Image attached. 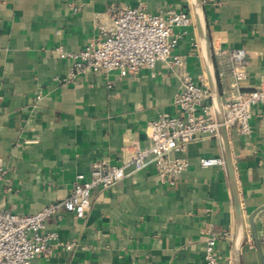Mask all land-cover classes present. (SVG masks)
I'll use <instances>...</instances> for the list:
<instances>
[{"label": "crops", "instance_id": "crops-1", "mask_svg": "<svg viewBox=\"0 0 264 264\" xmlns=\"http://www.w3.org/2000/svg\"><path fill=\"white\" fill-rule=\"evenodd\" d=\"M144 3L153 14L193 13L191 0H0V159L5 174L0 204L34 215L61 202L94 162L130 159L150 144L148 126L177 116L174 99L183 69L162 61L154 73L121 76L88 71L65 81L70 61L101 25ZM214 51H246L252 90L264 80V0H204ZM78 6L79 11H74ZM175 54L196 80L207 77L196 24L185 29ZM176 31H182L177 28ZM60 32V34H58ZM218 70L222 69L215 56ZM251 132L228 130L247 229L242 264H264V102L253 109ZM189 167L175 185L155 166L130 169L119 183L97 188L86 217L61 210L45 233H57L53 253L33 264H205L207 241L234 264L235 200L228 167H203L224 158L220 138L189 146ZM73 245L67 249V245Z\"/></svg>", "mask_w": 264, "mask_h": 264}, {"label": "built area", "instance_id": "built-area-1", "mask_svg": "<svg viewBox=\"0 0 264 264\" xmlns=\"http://www.w3.org/2000/svg\"><path fill=\"white\" fill-rule=\"evenodd\" d=\"M79 11L78 6L72 7ZM195 23L193 13L170 11L167 15L153 14L144 3L126 7L115 13L108 24L101 25L85 49L68 53L58 47L61 58L70 61L64 77L73 81L88 71L108 74L118 71L125 77L142 70H154L158 63L170 61L183 69L181 90L174 99L180 110L177 116L163 115L148 126L150 144L130 159L114 164L108 159L96 161L89 176L80 173L73 191L65 200L51 204L34 215H21L4 209L0 204V264H33L53 253L52 242L57 233H45L48 220L62 217L61 210L86 217L92 207L95 189H107L122 181L128 171H141L147 164L155 166L162 183L175 185L177 178L190 163L184 156L189 146L207 138H220L221 125L213 104L207 77L196 80L185 70L186 61L175 54L186 28ZM182 28V31H176ZM60 34V32H58ZM222 69L221 84L224 125L237 127L243 134L251 132L253 109L264 102V80L252 90H246L249 75L246 51L242 48H219L215 51ZM217 64V63H216ZM203 167L226 166L224 158H204ZM5 174L0 159V182ZM73 245H67L72 249ZM205 264H223L216 255V240L207 241Z\"/></svg>", "mask_w": 264, "mask_h": 264}, {"label": "water", "instance_id": "water-1", "mask_svg": "<svg viewBox=\"0 0 264 264\" xmlns=\"http://www.w3.org/2000/svg\"><path fill=\"white\" fill-rule=\"evenodd\" d=\"M192 10L195 17V24L198 31L201 53L204 60L205 71L209 87L212 94L213 104L217 113L218 121L221 125L220 139L222 141L225 161L230 174V179L233 187L235 200V236H234V264H242V249L247 240V229L245 224L244 213L242 210V202L240 192L236 182V174L234 169V160L230 146L228 129L224 125L225 115L222 101V91L220 79L218 76L217 64L214 56V51L211 45L210 35L205 15L204 0H191Z\"/></svg>", "mask_w": 264, "mask_h": 264}]
</instances>
